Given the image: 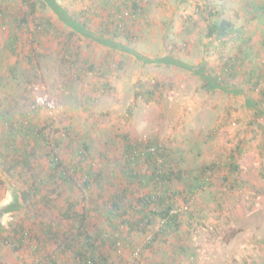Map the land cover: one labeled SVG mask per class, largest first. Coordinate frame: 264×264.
I'll return each instance as SVG.
<instances>
[{"label":"rangeland","instance_id":"rangeland-1","mask_svg":"<svg viewBox=\"0 0 264 264\" xmlns=\"http://www.w3.org/2000/svg\"><path fill=\"white\" fill-rule=\"evenodd\" d=\"M57 1L82 21L91 18L93 33L42 38L37 24L53 6L44 0H0V132L6 137L11 124L21 128L31 121L36 134L43 130L49 138L47 144L31 133L22 135L28 149L24 158L30 162L23 175L19 165L13 176L14 159L0 155L2 264H38L52 253L62 264H77L72 253L62 254L63 247L51 240L40 250L24 243L17 251L3 238L13 227L38 235L44 221L59 226L67 205L63 199L76 198L78 192L72 195L69 188L63 195L44 188L31 202L17 195L31 185V175L50 169L51 155L71 171L73 190L85 193V173L72 172L80 162V170L86 166L100 178L82 200L99 223L92 202L104 198L100 194L116 182L113 170L121 176L127 138L142 151L140 142L157 140L172 164L188 173L223 162L234 151L239 167L226 180L213 172L189 202L180 195L175 209L187 208L179 229L160 232L151 247L147 236L159 232L161 219L146 232H129L143 255L121 249L111 264H264V0L214 3L217 16L237 29L224 37L208 35L216 16L209 15L203 0ZM134 2L143 5L141 15L134 14ZM117 8L130 12L121 30ZM15 30L21 40L11 53L6 41ZM235 57L236 67L230 69ZM215 75L221 76L220 85L212 82ZM155 82L162 87L156 89ZM149 166L144 164L143 172ZM149 189L132 191L140 197ZM49 198L54 204H48ZM63 223L68 235L70 226ZM121 228L128 232L127 225Z\"/></svg>","mask_w":264,"mask_h":264},{"label":"trees","instance_id":"trees-1","mask_svg":"<svg viewBox=\"0 0 264 264\" xmlns=\"http://www.w3.org/2000/svg\"><path fill=\"white\" fill-rule=\"evenodd\" d=\"M44 1H46L45 3L48 5L52 4L51 6L56 8L60 7L57 5V0ZM203 1L209 9V15L216 16L215 20L208 24V35L210 37H224L237 30L235 29L234 23L217 16L219 12L214 9V3L225 0ZM133 7L134 14L141 15L143 12V5L134 2ZM121 10L117 12L121 14ZM63 12V14L67 16V11L65 9ZM81 14L82 16H86L87 13L84 10L81 11ZM44 19L43 17L37 24V29L39 31L42 29V27L39 28V26L46 23ZM91 21V18H86L85 21H82L81 17H79L78 21L75 20L73 23L74 33H87L88 30L93 33L89 28V22ZM122 22L124 21L122 20ZM116 27L117 30H121L122 28L119 24ZM37 35L38 34H36V36ZM20 40L21 37L17 30L11 32V40L7 45L11 53L18 51ZM236 57L230 60V69L236 67L238 61ZM230 69L224 70L223 72H230ZM212 79V82L218 83L217 85H220L222 82L220 75H215ZM260 81L261 79L259 78L258 82ZM162 85L161 82H155L154 84L156 89L161 88ZM147 94L149 99H154L153 90L149 89ZM36 129L37 126L30 121L27 126L23 125L22 127L21 124V128H14L13 124H11L9 133L6 137L3 135L4 133L0 132V155H3L4 159L7 160L14 159L13 163L10 164V172L12 169L21 165L23 169L19 171V174L23 175L27 170L26 168L30 165L28 158H24V156L26 157L27 155L28 149L27 146H25L27 140H25L23 136H26L27 133H31L37 139H42L41 141L47 144L49 143V138L45 136L43 130H38V134H36ZM126 141L129 154L126 162L120 167L121 176H119L116 170H113L115 172L113 177L116 179V182L110 184L108 191H105L106 195L104 192L100 194L104 198L97 196L92 202L96 204V207H94L95 215L102 218L99 223L95 221V217L92 215V209L82 207V200L86 199L84 194H91L94 180L99 181L100 178H97V174L93 172L91 168L84 166V168L82 167V170H80L81 163L75 164L72 172L75 174H78L80 171L85 173L83 182L85 193H82V191H75L73 190L74 182L72 176L69 175L71 171L66 169V166L63 165L56 156L51 155L50 169L42 175L38 173L31 175V185H29L27 189L20 191V195L18 194L17 196L22 202H31L36 201V196H38L44 188L54 193L60 191L63 195L69 188L74 192L72 195H76V192H78L77 196L78 194H80V196H76V198L67 195V197L63 199L64 204L67 205L60 211L62 223L64 220L67 221L71 230L68 235H66L67 232L64 231L63 228L64 226L66 227V225H64L65 222L63 224L60 223L59 226L56 227L54 226L55 224L44 221L41 223V226H39L40 233L38 232V235L29 233V229L23 226L21 228L13 227V232H10L3 238V243L10 246H13L14 243L15 245L13 248L17 251L24 248V243L26 247L28 245L29 248H32V244L35 245V248L32 249L40 250L43 243L47 244V242L51 240V242L58 244L59 248L61 246L60 250L63 247L62 254L71 255L72 253L77 264H111L114 255L117 257L120 256L119 250L121 249L132 251V255L135 256V249L140 247V245H135L131 241V233L129 235V232H146L154 225L156 220L161 219L163 225L159 229V232L153 234L151 241L147 243V245L151 247L156 242V239H158L157 237L160 232L168 233L179 229L181 225V211L187 208L185 205L177 212H173L180 195L185 198L186 202H189L198 190L209 184L213 172H221V177L223 180H226L229 179V174L232 173V175H234L239 167L237 162L239 153L234 151L223 162L217 161L211 164H203L198 170H193L188 173L185 169L176 167L172 164V156L165 148L160 147L157 140L151 141L150 144L140 142L139 145L144 147V151L138 149V144L133 145L130 139L127 138ZM149 148H154L155 150L151 151ZM80 156L83 155L81 154ZM144 164H149L150 166L147 171L143 172ZM11 174L15 176L13 172H11ZM179 186H182V188H179ZM137 187H147L150 189L140 197H137L135 195L136 193L132 191L133 189L137 190ZM18 197L16 200H18ZM47 201L48 204H54L55 200L54 198H49ZM33 217L36 219L35 214H33ZM122 225L128 226L127 233L123 232L121 228ZM63 242L64 244L62 246ZM143 252L142 250L140 256L143 255ZM36 263L62 264L60 255H55L54 253L49 254L46 258ZM0 264H2L1 258Z\"/></svg>","mask_w":264,"mask_h":264},{"label":"crops","instance_id":"crops-1","mask_svg":"<svg viewBox=\"0 0 264 264\" xmlns=\"http://www.w3.org/2000/svg\"><path fill=\"white\" fill-rule=\"evenodd\" d=\"M57 2H58L57 5L60 6L61 2L60 1H57ZM63 10H64L63 6H60L57 8L54 6L53 8L50 7V12H48L47 16H44L45 17L44 20L46 21V23L39 26V28L42 27L41 33L39 34L40 37L42 38L46 37L47 33H54L55 36H59L60 34L64 32V34L68 35L71 31H74L73 23L75 20L78 21V18H79L78 14L76 13L70 14L67 11V16H66L63 14L64 13ZM10 40H11V34L6 41V45H8Z\"/></svg>","mask_w":264,"mask_h":264},{"label":"built area","instance_id":"built-area-1","mask_svg":"<svg viewBox=\"0 0 264 264\" xmlns=\"http://www.w3.org/2000/svg\"><path fill=\"white\" fill-rule=\"evenodd\" d=\"M129 13H130L129 11H125L124 13L120 14V16H118V20L116 21V23L122 26V24H123L122 20L125 19V18L127 17V15H129ZM119 19H120L121 21H120ZM119 21H120V22H119ZM149 149H150L151 151H154V150H155L154 148H149ZM175 211L177 212L178 210L175 209L173 212H175ZM151 239H152V235H148V236H147V242L151 241ZM12 243H13V242H12ZM14 245H15V244L13 243V246H14ZM31 246H32V248H35V247H34L35 245H32V244H31ZM141 252H142V248H141V247L136 248V249H135V253H134V254H135V257H139L140 254H141Z\"/></svg>","mask_w":264,"mask_h":264}]
</instances>
